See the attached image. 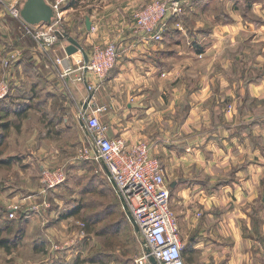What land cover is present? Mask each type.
Here are the masks:
<instances>
[{
	"label": "crops",
	"instance_id": "crops-1",
	"mask_svg": "<svg viewBox=\"0 0 264 264\" xmlns=\"http://www.w3.org/2000/svg\"><path fill=\"white\" fill-rule=\"evenodd\" d=\"M147 1L67 0L60 8L58 41L42 64L33 65L25 52L8 68L1 64L5 54L34 42L0 9V81L9 84L8 95L0 101V121H5L0 122V146L12 152L0 165L26 168L30 165L25 159L38 168L81 163L75 152L83 150L89 138L79 113H94L108 138H122L128 145L147 143L169 187L174 184L171 205L185 264H264V2H214L220 15L210 18L208 27H201L200 12L210 2H185L184 13L169 19L160 42L139 43L132 35V14ZM64 35L77 40L87 55L94 45L114 43L122 48L123 58L102 80L87 73L93 83L88 91L85 83L76 81L85 64L83 55L65 53L69 44ZM226 38L242 48L261 45V53L251 54L249 63L236 61L245 71L236 82L226 75L213 77L211 65L202 78H192L193 56L212 54L216 48L211 42ZM56 58L63 60L61 65H55ZM232 61L224 59L220 69L230 70ZM65 68L72 72L61 76ZM27 139V153L22 154L18 146ZM71 152L74 157H67ZM30 187L29 182L24 189L33 194L20 198L15 193L12 205H34L36 216L44 218L48 210L42 205V189ZM119 221L137 238L128 222ZM93 237L89 248L97 251L91 255L81 256L83 246L73 236L65 251L51 255L52 264H115L99 255ZM135 260L130 264H137Z\"/></svg>",
	"mask_w": 264,
	"mask_h": 264
},
{
	"label": "rangeland",
	"instance_id": "rangeland-1",
	"mask_svg": "<svg viewBox=\"0 0 264 264\" xmlns=\"http://www.w3.org/2000/svg\"><path fill=\"white\" fill-rule=\"evenodd\" d=\"M164 1L169 4L174 0ZM179 1L182 6L181 15L184 13L185 2H210L209 7H202V12H200V15L203 16L200 22L201 27H208L210 26V18L215 15H220L218 11H215L218 8L214 7V2H226L227 0ZM254 1L264 2V0H238V2ZM20 2H22V0ZM150 3L151 0H148L144 5L135 9V11L149 6ZM262 5L264 4L262 3ZM135 11H133V13ZM2 12L5 13V17L8 20L13 21L6 11L3 10ZM243 12L248 13V10H244ZM188 29L190 30V25H188ZM189 39L192 41L197 40L194 42L200 44L208 42V40H203L201 38ZM211 43L216 48L212 54L206 53L203 56H193L194 62L190 65L191 68L189 69L191 70L190 75L192 78L195 76L196 78H202L206 71L205 68L211 65V69L213 68L211 75L213 77L217 75H226L232 82H236L240 76L245 74V71L243 74L242 70L244 67L241 64L237 66L235 64L241 61V58H243L242 61L244 62H252L253 56L251 54H260L262 49L261 45L255 46L254 48L244 45V48H242L241 45H237V41H235L236 44H231V39L229 40L227 38L216 40ZM186 46L187 44L184 42L183 46H181L182 52L186 51ZM229 47L234 49H231L230 52L227 50L225 54L224 50ZM236 47L237 50L235 51ZM169 49H171V47H169ZM120 50L122 54V48ZM245 50L249 53L232 56L234 53L244 52ZM185 57L186 54L182 56V59ZM231 57H233V61L230 65V70L224 71L220 69L224 64L223 60H230ZM120 58H123V55H121ZM174 59L178 61V58ZM216 64L217 70L215 67ZM246 65L247 64H245V66ZM0 122L1 124H5L4 120ZM24 135L22 134L20 137L23 139ZM26 142L25 144L19 145L20 142L17 141V145H19L18 148L22 151V154L27 153V151L23 150L26 146L28 147V139ZM88 145L89 142L85 143L84 147L81 149L84 151L87 150ZM83 150L79 152L78 149L76 150L75 154L78 153L77 155L81 157L79 160H82V162L78 164L75 163L73 166H48L38 168V166H33L31 164L32 162L27 159H25V162L30 166L26 168L18 164H11L8 166L0 165V239L7 240V247H0V264H52L54 260L51 255H55L58 251H65L67 246L66 242L70 241L73 236L74 239H76L75 242L83 246L81 256L91 255L93 249L97 251L95 248H89L91 245L89 239H92L94 236L93 238L96 241V243H94L95 246L99 244V255L101 257L107 258V256H109L111 260L115 261V264H130L135 258H138L140 253L139 246L141 248L140 241L134 237L130 228L126 229L122 228L121 225L119 227L117 224H113V221L118 218L121 219L123 216L119 209L120 207L122 209V206L104 171L103 164L99 161L83 158ZM17 152L18 151H13L15 154ZM51 152L54 154V149L51 150L50 153ZM10 153L12 152L9 147L4 145L0 146V160H7V154ZM75 154L71 152L66 155L67 157H74ZM82 158L85 159V161ZM56 169H61L64 172L65 180L55 189L51 190L48 196L41 192L44 202H47V205L44 207L48 210L44 218L36 216L35 210L32 208L34 205L28 204L24 206L21 205L20 207L19 205H12L11 197H13L15 193H18L20 198L33 194L24 189L27 183L30 182V188L39 187L43 189L40 182L42 170ZM13 207L17 208V211L14 213V216L10 218L9 210ZM75 210L78 211V213L70 216ZM111 224L113 225L110 226ZM35 239H37L35 242L38 246L36 248L33 246ZM14 244L16 245L13 246ZM39 244L43 247L41 248ZM120 256L125 259H121L122 257Z\"/></svg>",
	"mask_w": 264,
	"mask_h": 264
},
{
	"label": "built area",
	"instance_id": "built-area-1",
	"mask_svg": "<svg viewBox=\"0 0 264 264\" xmlns=\"http://www.w3.org/2000/svg\"><path fill=\"white\" fill-rule=\"evenodd\" d=\"M66 1L56 0L54 4H50L58 17L55 23L30 26L20 17V0H0V7L20 24L23 36L34 42V45L11 48L1 60L4 68L21 60L25 52L30 55L33 65L42 64L47 52L58 41L60 8ZM181 13L179 0L169 4L164 0H151L149 6L133 13L132 35L141 40L139 43L160 42L167 30L168 20ZM120 54L119 46L114 43L92 46L87 55V63L80 68L81 74L76 77V81L85 83L87 90L91 91L93 83L88 79L87 73L96 80L104 79L115 68ZM62 61L56 58L54 63L59 66ZM63 71L61 76L72 72L70 68ZM8 93V81L3 79L0 81V101ZM79 119L89 138L88 149L83 150L82 157L103 164L109 174V182L115 185L114 192L121 202L125 217L137 229L136 235L141 248L136 263L149 264L148 257L151 256L157 264H185L182 256L184 245L177 218L171 208L169 184L159 161L150 155V146L145 142L128 145L122 138H108L107 128L94 113L81 111ZM64 180L65 174L61 169L42 170V192L46 194ZM42 205H47L44 200ZM32 208L36 209L35 206ZM16 211L17 208H11L9 217L12 218Z\"/></svg>",
	"mask_w": 264,
	"mask_h": 264
},
{
	"label": "water",
	"instance_id": "water-1",
	"mask_svg": "<svg viewBox=\"0 0 264 264\" xmlns=\"http://www.w3.org/2000/svg\"><path fill=\"white\" fill-rule=\"evenodd\" d=\"M20 17L26 24L30 26H36L40 24L51 25L58 19L56 11L46 0H22L20 7ZM85 25L86 29L89 31L91 29V24L88 19L86 20ZM64 37L69 44L65 48V53L70 56L79 51L83 55L84 62L87 63V54L80 43L70 36L64 35ZM88 99L90 101L91 96H89ZM85 106L87 107V104H85ZM104 171L106 172L107 176H109L105 168ZM112 187L115 189L114 183H112ZM170 188H174V184H170ZM131 225L134 227L135 231H137L132 221ZM146 254H148V251H146ZM148 260L150 264H157L155 259L151 256L148 257Z\"/></svg>",
	"mask_w": 264,
	"mask_h": 264
},
{
	"label": "trees",
	"instance_id": "trees-1",
	"mask_svg": "<svg viewBox=\"0 0 264 264\" xmlns=\"http://www.w3.org/2000/svg\"><path fill=\"white\" fill-rule=\"evenodd\" d=\"M169 21V20H168ZM11 159H9L10 161ZM5 162V161H4ZM1 163V162H0ZM3 164V163H2ZM110 184V183H109ZM169 190H170V197H171V188L169 187ZM171 208H172V205H171ZM120 209V213L122 212L123 216L121 217L122 221L123 222H128L130 224V222L127 220V218L125 217V214L123 212V210L121 209V207L119 208ZM78 213V211H73L70 216H73V215H76ZM69 217V216H68ZM120 219L118 218L117 220L113 221V224H117V226L120 227L121 225V222L119 221ZM113 224H111L110 226H112ZM131 225V224H130ZM16 244H14L13 246H15ZM0 247L2 248H6L7 247V240L5 239H0ZM38 247V246H37ZM8 249V248H7Z\"/></svg>",
	"mask_w": 264,
	"mask_h": 264
}]
</instances>
